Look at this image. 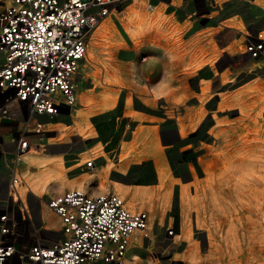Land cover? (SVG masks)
<instances>
[{
	"label": "rangeland",
	"instance_id": "374dc122",
	"mask_svg": "<svg viewBox=\"0 0 264 264\" xmlns=\"http://www.w3.org/2000/svg\"><path fill=\"white\" fill-rule=\"evenodd\" d=\"M174 1L175 5H171V0H118L114 9L111 7L112 14L98 25L91 36L87 62L80 75L79 104L74 116L41 118L45 125L42 131L35 133L40 135L35 143L45 144V151L50 153L62 151L55 158H66L63 165L66 181L62 185L59 184L61 181L51 182L41 198L46 200L67 189L81 188L84 171L94 174L81 188L89 192L115 191L112 185L115 180L128 188L129 198L136 189H145L148 198L138 201L134 198L133 203L138 208L133 209L149 211L151 232L150 238L135 242L131 254L135 264H230L232 246L226 239L230 221L233 218L240 220L238 229L242 235H246L245 228L250 225L247 219L251 214L237 199L233 186L236 178L233 168L241 169L242 158H246L242 157L245 152L240 148L245 138L252 144L247 143L251 154L263 156L264 161V56L253 59L245 52L248 34L253 35L263 28L253 22L248 0ZM253 1L264 6V0ZM204 6H209L208 14L214 13L215 23H200L194 29L198 11ZM135 10L149 13L152 22L162 16L163 26L174 27L178 20H185L183 26L192 23L174 38L180 36L183 53L191 50L190 44H195L198 60L209 63L188 70L190 74L186 81L192 95L185 102H176L174 96L168 98L171 88L157 96L150 91L151 86L163 80L169 83L170 75L177 73L170 68V56L174 53L167 46L158 44L160 36L156 30L144 32L138 38L126 32L125 20ZM226 14L231 15L221 19ZM258 15L261 13L257 11L254 16ZM216 19L221 20L217 22ZM142 21L146 23L137 19L135 24ZM186 52L187 64L190 55ZM114 78L125 88H120ZM199 79L207 82L210 95L199 114L201 119L195 115V125L191 126L193 120L187 115L191 108H194L191 112H198L200 102L193 94L200 92V88L193 85V81ZM179 86L177 83L173 88ZM180 94L182 91L176 97ZM178 117L184 121L183 137L178 134ZM138 127L144 129L143 137L135 142L133 135ZM78 130L87 135L85 139ZM172 134H177V139L166 141ZM98 141L110 143L96 145ZM120 145L121 154L126 156L122 162L131 163L130 169H121L118 162L114 165L116 169L86 167L85 162L92 158L93 151L101 148L104 152L101 157H107V151ZM137 147L149 152L138 153ZM226 150L230 153L228 158L223 157L229 155ZM34 155L51 157L48 153L42 154L41 150L30 152L27 159L29 157L28 160L38 168L27 162L25 169H21L25 180L27 174L47 166L45 162H37ZM155 160L159 161L161 169H165L166 174L160 171L161 178L165 177L164 184L157 180ZM206 167L215 177L211 184L207 182ZM100 180L104 181L103 189L99 187ZM70 181L76 182L71 186ZM185 184L187 186L180 191V186ZM215 190L219 193L218 199H215ZM235 203L238 211L233 210ZM259 231L262 232L261 228ZM208 236H212L211 244ZM246 239L242 244L250 240ZM260 258L264 261V252Z\"/></svg>",
	"mask_w": 264,
	"mask_h": 264
},
{
	"label": "built area",
	"instance_id": "2783aa9c",
	"mask_svg": "<svg viewBox=\"0 0 264 264\" xmlns=\"http://www.w3.org/2000/svg\"><path fill=\"white\" fill-rule=\"evenodd\" d=\"M114 1L0 0V192L9 194L0 199V264H130L131 235L148 226V214L131 212L115 193L67 190L49 199L63 219L60 236L22 242V226L45 224L31 203L21 210L14 201L21 155L43 130L28 126L77 108L90 36ZM245 49L261 58L263 36Z\"/></svg>",
	"mask_w": 264,
	"mask_h": 264
},
{
	"label": "bare ground",
	"instance_id": "6f19581e",
	"mask_svg": "<svg viewBox=\"0 0 264 264\" xmlns=\"http://www.w3.org/2000/svg\"><path fill=\"white\" fill-rule=\"evenodd\" d=\"M117 2H118V0H115L110 6L114 9V6L116 5ZM112 12H113V10L110 12V14H112ZM106 18L107 17H103L98 21L93 33L97 29L98 25L101 22H103ZM137 19L140 21L144 20V22H146V23L143 24V21H142V22H139L138 24H135V21ZM164 22H165V20L162 16H159L157 21L152 22L149 18V13L143 12V10H135V11H131L130 16L127 17V19L125 20L124 25L127 28L126 32L135 38L141 37L144 32L149 33L150 31L156 30V32L160 36L158 38V44H162L163 46H167L168 48H170V52L174 53V54L170 53V54H172L170 56V60L172 61V65L170 68L172 69V67H173V70H176L177 73H173L172 75H170V79H169L170 82L169 83L166 80H163L157 87L152 88L151 89L152 94L154 96H157L158 94H162V93L166 92L169 88H171L168 91L169 94L167 97L171 98L172 96H174L177 100L176 102H180L181 100H182V102H185L192 95L191 94L192 90L189 88V85L186 81L187 75L189 73L188 70L189 71L195 70L198 66L203 65L204 62H207V61H204V59H203V61L202 60L199 61L198 57H196L198 54L196 52V50H197L196 45L190 44V47L192 46V48H191V50L189 49V51H187L188 54L190 55V59H189V63L186 64V60H185V56H186L185 52L186 51L184 53H183L184 50L180 51V49H181L180 47L182 46L181 42H179L180 36L174 38L176 35H178L180 33L181 29H179L175 26L172 27L170 24H166L163 26ZM143 25H146V27H143ZM152 27H156L157 29H154ZM93 33L91 34V36L93 35ZM261 35L264 38V31H259L258 33H255L253 35L248 34V38L253 37L254 39L255 38L258 39ZM91 36H90V39H91ZM90 39H89V42L87 45V53H86V59H85L86 62H87V54H88V47H89ZM245 51H246V49H245ZM90 55H92L91 52H90ZM250 58L256 59L254 57H250ZM207 63H209V62H207ZM174 66H176V68ZM186 66H187V68H186ZM221 76H222V79L225 78L224 75H221ZM113 80L115 81V83L117 82L118 85L123 86V84L120 81H118L117 78H114ZM79 81L81 83V78ZM172 81H173V83H172ZM177 83H179L180 86L178 88L177 87L173 88V85L175 86ZM193 85L198 86L200 88L199 89L200 92H198L197 94H193L194 97L198 98L200 105L197 108L198 112H191L194 109V108H191V111H189V113L187 115L188 118L191 119V121L193 120L191 123V126L195 125L194 120L197 118V117H195V115L199 116L198 120L201 119V116L199 114L201 113L202 110H204L203 104L205 102V99L210 95V93H208L209 89L207 86L208 85L207 82H204L203 80H200V79L198 80V82L194 80ZM181 91L183 94L182 95L180 94L181 96L177 98L176 97L177 94ZM75 111H76V109L72 112L71 115H69L67 113V115L59 116L56 118H50V119H57V118H61V117L72 118L75 114ZM45 118H47V117H45ZM38 119L39 120H37V122L32 121L33 123H31V125L28 126L29 127L28 131H31V132L32 131H39L40 128L45 125V124H37L38 122H41V120H40L41 118H38ZM177 119H178V126H179L178 134H180V136L183 137V136H185L184 121H182L183 118H182V120L179 117ZM217 122H220V121L217 120ZM263 123H264V116H263ZM63 131H65V130L63 129ZM78 133L84 139L87 136L81 130H78ZM248 141H249V138L248 139L245 138L243 144L240 146V148L243 149V151L245 152L242 157L246 156V158L245 157L242 158L241 169H239V168L235 169V167L233 168L234 173L236 174V178L233 180L234 181L233 186L235 189V194L237 196V199L242 201L245 204L248 212L251 214L248 216V219H247L248 223L250 225H248V227L245 228L246 235H242L238 229V227H239L238 223L240 220L238 221L237 218H235V219L233 218L230 221L228 229L226 230L227 231V233H226L227 242L230 243L232 246V249H230V252H229V256L231 259L230 264H264V261L259 260V259H261L260 258L261 254L264 252V161L262 160L263 156H261L259 154L257 155L254 153L251 154V152L249 151V149L251 147H248L247 143L249 145H252V144L249 143ZM227 145H225V146H227ZM45 146L46 145L42 144V143L41 144H37V143L31 144L29 149H27L21 155V169H25L24 167L27 164V155L30 152L39 151L40 148H43L44 150H46L47 147H45ZM253 150L255 151V149H253ZM92 154H94V155H92L94 157H101L104 155V152L100 148L98 150L93 151ZM229 156H230V153H229V155H226V156L224 155L223 157L228 158ZM85 157H87V156H84L83 158H85ZM65 159L66 158L63 156L58 157V158H48L47 157V160H45V162H46L45 164L47 166L45 168H42L39 172H35L34 174H31V175L27 174L26 180L23 176H21V169H20L19 174L15 173V180L17 182V185H16L17 195H15V194L14 195L17 198H15L14 201H16V203L19 206L21 205V210L27 206V203H31L33 205V209H34L35 213L37 214V217L39 218V220L42 219L43 223L45 224V228H42L39 230H35L33 228H27L25 226H22V230H21L22 232H21V239L20 240L23 242V241H30V240H40L41 238L51 239L54 236H56V238H58L60 236L59 229L62 226V220L63 219L60 217V215L53 208H51L49 206V199L53 196L61 195L64 192H66L67 190H73V191L79 190V191L91 193L93 195H97V194H101V193H103V194L104 193H115L122 199L125 207L127 209H129L131 212L145 211L148 214V226L144 229H141V228L136 229L131 235L130 243H131L132 248H131V251L129 253V257H128L127 261H129L130 264H135L134 259L131 258V254H132L133 249L135 247L134 244L138 240L145 239L146 235H148L150 238L151 217H150L149 211H147V210L133 209V208H130L128 206V205H130L131 207H136L133 203L134 198L127 197L128 192L126 191V188H124V186L122 185V183L120 181L115 180V183L112 184L113 189L115 191L89 192L85 189L71 188V189H67V190H65L59 194L50 195L46 200H43L41 197H38L37 203L33 202V200L27 195L28 192H30V193H32V195L34 194V195L41 196L42 193L46 192V190L48 189L51 182H60L61 181V183H59V184L62 185L63 181H66L65 173L63 170V165H65ZM89 160H94V163L92 166L88 165L87 162ZM211 161H214V159H211ZM95 163H96V158H90L85 162V165H86V167H93V166H95ZM81 164H82V162H81ZM227 166H228V164H227ZM238 166H239V164H238ZM232 167L233 166H231V168ZM204 171H206V173L209 177V178H207V182L209 184H211L212 181L215 180L214 174L211 173V169H207V167H206V169H204ZM82 175H83V177H82V180H80V187L84 188L86 182H88V181L90 182V180L94 176V174H92L89 171H84ZM75 182L76 181H74V182L70 181L69 184L71 186H73ZM99 185H100L99 187H101V189H103L105 186L104 181L100 180ZM196 188H197L196 190L198 191L197 185H196ZM186 190H187V188L185 189V194H186ZM117 192H119L121 194H119ZM0 193H2L0 195V199L3 197L4 193L7 197L9 195L7 193L6 188H5V191L3 192V187H2ZM214 194H215L214 196H216L215 199H218L219 193L217 194V192L215 190ZM124 197L127 198V201ZM33 198H35V197H33ZM127 203H128V205H127ZM244 204H242V206H244ZM238 208H239L238 204L235 203L233 210L238 211ZM259 228H261L262 232L259 231ZM255 231H258L259 233H257L256 235L251 234L253 232L255 233ZM186 235L188 236L189 234H186ZM211 237L210 236L207 237L209 244H211V240H212ZM146 238H148V237H146ZM246 238H250V240L248 241V243L242 244L243 240H245V242H246V240H248ZM217 248L220 251V246H218ZM97 263H101V262H95L93 264H97Z\"/></svg>",
	"mask_w": 264,
	"mask_h": 264
},
{
	"label": "crops",
	"instance_id": "0c3cea01",
	"mask_svg": "<svg viewBox=\"0 0 264 264\" xmlns=\"http://www.w3.org/2000/svg\"><path fill=\"white\" fill-rule=\"evenodd\" d=\"M226 1H231V0H226ZM248 1H249L248 8L251 9L250 15L252 14L251 16H253V18H252L254 20L253 22L255 24H257L259 27L263 28L260 31H264V19L262 18L264 16V6L258 5L253 0H248ZM175 3L176 2L174 0H171V5H175ZM209 11H210L209 6H206V7L204 6V8L199 9L198 14H197V16H199V18L196 21V25H195L194 29H196L197 27H199L200 23H204V22H212V24L215 23L214 22L215 20L212 19L214 13L211 12V14H208ZM257 11L259 13H261V15L254 16ZM168 14H171V12H168ZM231 14H226L225 16H222L221 19H223V18H225V17H227L228 15H231ZM221 19H216V21L219 22ZM172 22H173V19H172ZM184 23H185V20H184V22H182L181 20H178V24L175 27H177L179 29H183V28L186 29V28H189L190 25H192V23H188L185 26H183ZM187 25H188V27H187ZM226 26H229V25H226ZM233 28H235V27H233ZM208 31H206V32H208ZM157 85H155V86H157ZM118 86L120 88H125V87H122L120 85H118ZM155 86H151V87L149 86V87L150 88H153ZM149 87H148V90H150ZM108 107H112V106H108ZM138 129H139V132H138ZM143 131H144V129H142L141 127H138L136 129V131L134 132V135H133L135 142H137V140L139 138L143 137ZM136 133H138V136L137 137H135ZM177 136H178L177 134H172V138H169L166 141H174V140L177 139ZM99 143H101V142L98 141V143L96 145H98ZM109 143H110L109 141H104V143L102 142L101 145L103 144V145H106L107 146V145H109ZM49 147H53V146H50L49 145ZM94 147L97 148V146H94ZM114 147L115 146H113L112 150H109L110 152H108L106 150L107 153H108V156L107 157L106 156H104V157H94V156H92V158H96L95 166H93V167H87V168L88 169H116V168H114V165L116 164V162H118L117 165L120 164L121 169H130L131 163L130 164H127V162H126L127 160L124 161V162H122V160L125 159L126 156L123 155V154H121V150H120L121 149V145L118 146L117 148H114ZM40 150H41V153L42 154H45V153L50 154L51 157H49V158H55L54 156H58V154H60L62 152V151H60L59 153H50L48 151H45L43 148H40ZM137 151H138V153H142V152L148 153L149 152V151H145L144 149H142V151H141L140 150V147H137ZM34 158L37 159V162H39V163H43V162H45V160H47V156L46 157H43V156L36 155V156H34ZM28 159H29V157H28ZM28 159H27V162L29 163V165H31V166L33 165V166H35V169H37L38 168L37 167V164H34L31 160L29 161ZM154 166H155V171H156V175H157V180L159 182H161V183L164 184L165 177L163 179L161 178V175L162 174H161L160 171L163 170L164 171V174H166L165 169H161L160 168L159 161L158 160H155ZM176 183L179 184L178 182H176ZM184 186H187V185L185 184L183 186H180V191L182 190V187H184ZM124 188H126V191L129 192V190H128V188L126 186ZM148 195L149 194H148V191L147 190L138 188V189H136L132 193V196L131 197L137 199V201H138L139 199H147L148 198ZM29 197L33 200V202L37 203L38 202V197H41V196H38V195H34L33 194V195L29 196ZM33 197H35V198H33ZM149 198H151V196ZM129 207L130 208H134V207H131L130 205H129ZM135 208H138V205Z\"/></svg>",
	"mask_w": 264,
	"mask_h": 264
}]
</instances>
